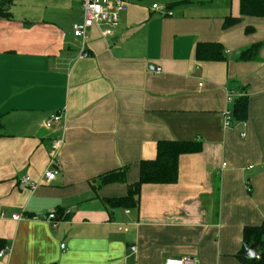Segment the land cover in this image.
<instances>
[{"label":"crops","instance_id":"crops-1","mask_svg":"<svg viewBox=\"0 0 264 264\" xmlns=\"http://www.w3.org/2000/svg\"><path fill=\"white\" fill-rule=\"evenodd\" d=\"M126 2L113 35L95 24L84 47L73 35L80 0H12L0 18V249L10 250L0 264H246L243 229L264 221V17L224 28L239 0ZM199 42L225 58H196ZM254 43L258 57L238 59ZM240 97L246 109L225 127ZM160 140L201 150L179 156L176 182L142 184L137 207L104 203L127 194ZM116 170L124 181L100 184Z\"/></svg>","mask_w":264,"mask_h":264},{"label":"trees","instance_id":"trees-1","mask_svg":"<svg viewBox=\"0 0 264 264\" xmlns=\"http://www.w3.org/2000/svg\"><path fill=\"white\" fill-rule=\"evenodd\" d=\"M12 0H0V18H9V5ZM239 16H226L222 26L229 27L243 16L264 17V0H239ZM247 27L246 32L252 31ZM261 43H254L240 50L238 59L252 60L258 57ZM195 56L203 60H222L225 58L220 44L199 42L195 48ZM246 109V99L240 97L235 100L232 114L243 113ZM201 150L199 141L160 140L157 142V151L154 159L142 160L139 163V174L135 182L127 185V194L122 197L104 198L103 202L110 207L134 208L138 206L139 192L142 184H169L178 179V160L181 154L195 153ZM100 184L113 181H124V170L107 172L100 176ZM253 245L256 256L247 258L245 248ZM246 264H264V221L260 225L245 226L243 229V246L237 253Z\"/></svg>","mask_w":264,"mask_h":264},{"label":"built area","instance_id":"built-area-1","mask_svg":"<svg viewBox=\"0 0 264 264\" xmlns=\"http://www.w3.org/2000/svg\"><path fill=\"white\" fill-rule=\"evenodd\" d=\"M82 10V21L73 24V35L81 40V45L84 47L86 38L88 36V29L95 24H103L105 28L102 34L105 37L113 35V29L118 23V16L120 12L127 10L128 4L126 0H80ZM153 8L157 9V4L152 5ZM159 11L165 15H171L172 12L167 8H159ZM155 72H159L160 68H155ZM232 92L228 95V100L232 98ZM222 118L224 126H230L232 119V112L230 109L222 111ZM62 119L61 113H56L51 116L45 123L46 127H51L54 123L60 122ZM63 144V138H55L52 141L50 150V165L57 162V153ZM58 169L49 167L44 170L43 178L46 182H51L55 179ZM21 182L28 183L29 187L34 190L39 185L38 181H33L29 176H24ZM55 212L51 211L46 215L52 226H56L57 220L55 218ZM12 218L20 220L23 218L21 213L12 214ZM63 246V245H62ZM9 247L0 249V259L9 253ZM258 258V255H255ZM165 264H192L188 258H169L165 260Z\"/></svg>","mask_w":264,"mask_h":264},{"label":"water","instance_id":"water-1","mask_svg":"<svg viewBox=\"0 0 264 264\" xmlns=\"http://www.w3.org/2000/svg\"><path fill=\"white\" fill-rule=\"evenodd\" d=\"M245 255L249 258H252L256 255V249L253 247L252 244L245 248Z\"/></svg>","mask_w":264,"mask_h":264}]
</instances>
